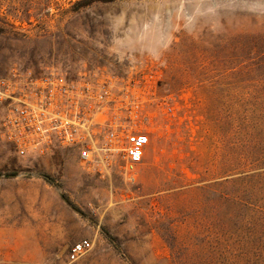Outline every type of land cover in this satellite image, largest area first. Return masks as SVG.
Segmentation results:
<instances>
[{
	"label": "rangeland",
	"instance_id": "374dc122",
	"mask_svg": "<svg viewBox=\"0 0 264 264\" xmlns=\"http://www.w3.org/2000/svg\"><path fill=\"white\" fill-rule=\"evenodd\" d=\"M79 1L0 0V74L133 78L151 100L150 144L135 181L118 164L84 165L72 149L20 158L2 138L0 103V264H232L200 214L199 188L219 180L229 153L207 95L227 108L236 89L248 98V62L234 60L235 48L240 35L264 31V0H118L76 11ZM82 240L92 249L73 262ZM246 246L238 264L256 260Z\"/></svg>",
	"mask_w": 264,
	"mask_h": 264
},
{
	"label": "built area",
	"instance_id": "2783aa9c",
	"mask_svg": "<svg viewBox=\"0 0 264 264\" xmlns=\"http://www.w3.org/2000/svg\"><path fill=\"white\" fill-rule=\"evenodd\" d=\"M164 101L174 115L171 101ZM0 103L2 138L20 158L72 149L84 165L103 170L118 164L127 180H136L151 139V100L137 80L106 71L33 77L15 69L0 74ZM91 249V241H79L68 257L78 261Z\"/></svg>",
	"mask_w": 264,
	"mask_h": 264
},
{
	"label": "trees",
	"instance_id": "16d2710c",
	"mask_svg": "<svg viewBox=\"0 0 264 264\" xmlns=\"http://www.w3.org/2000/svg\"><path fill=\"white\" fill-rule=\"evenodd\" d=\"M117 1L81 0L74 9ZM237 38L234 60L238 63L240 57L247 59L248 98L242 99L236 89L234 105L227 108L216 98L210 103L212 97L207 91V118L228 141L229 153L222 156L219 180L199 188L200 214L203 232H209L212 226L217 233L220 260L229 256L232 264H238L246 244V252L256 259L253 264L264 261V31ZM233 75L236 83L242 82L241 69ZM171 250L174 255L178 253L175 246Z\"/></svg>",
	"mask_w": 264,
	"mask_h": 264
},
{
	"label": "bare ground",
	"instance_id": "6f19581e",
	"mask_svg": "<svg viewBox=\"0 0 264 264\" xmlns=\"http://www.w3.org/2000/svg\"><path fill=\"white\" fill-rule=\"evenodd\" d=\"M153 152V151H152ZM151 153V152H150ZM152 156V155H151ZM157 159V158H156Z\"/></svg>",
	"mask_w": 264,
	"mask_h": 264
}]
</instances>
